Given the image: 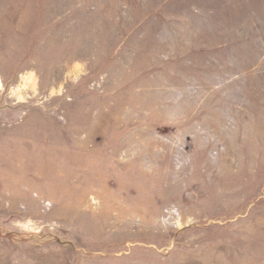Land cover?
<instances>
[{
    "label": "rangeland",
    "instance_id": "obj_1",
    "mask_svg": "<svg viewBox=\"0 0 264 264\" xmlns=\"http://www.w3.org/2000/svg\"><path fill=\"white\" fill-rule=\"evenodd\" d=\"M0 264H264V0H0Z\"/></svg>",
    "mask_w": 264,
    "mask_h": 264
}]
</instances>
